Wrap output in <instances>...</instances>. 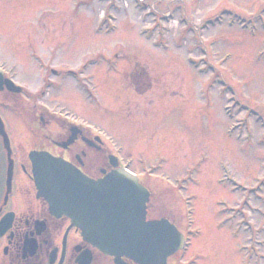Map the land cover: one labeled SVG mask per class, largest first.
Here are the masks:
<instances>
[{"label": "rangeland", "instance_id": "1", "mask_svg": "<svg viewBox=\"0 0 264 264\" xmlns=\"http://www.w3.org/2000/svg\"><path fill=\"white\" fill-rule=\"evenodd\" d=\"M37 1L67 23L54 20L51 38L37 34L35 51L51 57L49 67L87 63L93 92L70 75L48 86L28 44L8 43L5 32L0 54L24 58L22 110L37 101L59 119L79 114L100 130L107 153L151 171L158 212L189 238L177 264H257L241 232L264 234V0H85L77 9L75 0ZM13 133L24 159L30 136ZM31 185L17 168L12 197Z\"/></svg>", "mask_w": 264, "mask_h": 264}, {"label": "flooded vegetation", "instance_id": "2", "mask_svg": "<svg viewBox=\"0 0 264 264\" xmlns=\"http://www.w3.org/2000/svg\"><path fill=\"white\" fill-rule=\"evenodd\" d=\"M37 2L39 1L31 0L28 3V0H0V42H5V32H8V43L14 41L15 44L21 42L24 46L28 44L32 61L36 64L39 60L41 61L40 69L45 70V73H41V75L45 76V83L48 86L55 84L53 76L66 77L70 75L74 78L79 89H84L88 82V91L93 92L90 82L91 76L94 74L84 72L87 63H83L82 67L77 69L49 67L51 57L47 62L35 51L37 34H44L45 37L51 38L52 28L55 26L53 25L54 20L59 26H64L63 24L67 23L63 18H55V15L52 14L53 6L44 4L46 8L38 10L35 5ZM57 3L59 4L61 1L57 0ZM73 3L77 9L85 4V0H75ZM28 4L31 5L27 8ZM97 8L100 9V3ZM21 36L22 41L20 40ZM50 38L48 39L50 40ZM12 59L16 61L10 62L9 60ZM23 60L21 52L0 54V117L4 130L7 131L11 140L14 171L19 168L32 183L27 194L25 193L26 195L13 198L12 188L9 195L6 196L8 189L5 171L7 172L9 167V158L5 137L0 131V224L4 216L8 215L7 220L3 222L6 228L0 232V264H117L114 255L105 253L85 239L82 229L73 225L72 219L68 215H54L48 202L43 197L37 196L29 153L32 150H43L52 155L61 156L76 164L93 178L102 177L105 172L123 164L120 160H118L119 164H114L115 159L110 157V153H107L100 130L95 126L85 124L79 114L76 117L67 111L65 115L61 114L63 118L59 119L45 103L40 105L37 101L29 103L28 111L22 110L21 96L28 95L27 87L18 79L21 75L19 67ZM114 70H116V75L122 74L123 71L120 68ZM127 75L132 79L137 73L128 71ZM15 84L23 85L24 92L17 91ZM50 125H54L56 129L54 135L49 129ZM19 128L25 130V134L30 136L28 144L30 146L23 149L24 159L19 157L18 151L13 146V130ZM86 148H89L90 152ZM88 153H90L89 157ZM87 162L89 168L85 166ZM124 166L136 173L140 181L150 190L147 219L167 218L177 225L175 219L170 215L158 212L159 209H162L161 201L149 183L150 180L155 179L152 176L153 173L134 169L126 163ZM2 175L4 179H2ZM177 226L179 227V225ZM261 231L262 229L258 228L254 231L248 229L241 232L244 236V247H247V256L251 257L254 251L258 253L257 264L264 263V234ZM122 260L126 264H138L128 256H122ZM170 262L169 260V264Z\"/></svg>", "mask_w": 264, "mask_h": 264}, {"label": "water", "instance_id": "3", "mask_svg": "<svg viewBox=\"0 0 264 264\" xmlns=\"http://www.w3.org/2000/svg\"><path fill=\"white\" fill-rule=\"evenodd\" d=\"M18 90H22L18 87ZM10 159L7 195L12 188L13 159L8 134L0 117ZM38 196L55 215L63 213L80 227L85 239L125 264L127 255L139 264H167V258L184 247L185 236L167 219L147 220L149 190L136 175L116 169L94 179L62 157L45 151L30 152Z\"/></svg>", "mask_w": 264, "mask_h": 264}]
</instances>
